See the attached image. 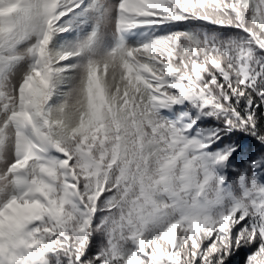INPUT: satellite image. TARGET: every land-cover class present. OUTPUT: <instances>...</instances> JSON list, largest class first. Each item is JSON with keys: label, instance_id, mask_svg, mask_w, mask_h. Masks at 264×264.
Masks as SVG:
<instances>
[{"label": "snow or ice", "instance_id": "1", "mask_svg": "<svg viewBox=\"0 0 264 264\" xmlns=\"http://www.w3.org/2000/svg\"><path fill=\"white\" fill-rule=\"evenodd\" d=\"M0 264H264V0H0Z\"/></svg>", "mask_w": 264, "mask_h": 264}]
</instances>
